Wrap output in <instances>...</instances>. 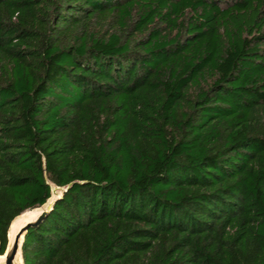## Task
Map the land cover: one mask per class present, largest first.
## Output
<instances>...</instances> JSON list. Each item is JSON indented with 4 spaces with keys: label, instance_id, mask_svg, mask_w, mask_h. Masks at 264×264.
I'll use <instances>...</instances> for the list:
<instances>
[{
    "label": "trees",
    "instance_id": "16d2710c",
    "mask_svg": "<svg viewBox=\"0 0 264 264\" xmlns=\"http://www.w3.org/2000/svg\"><path fill=\"white\" fill-rule=\"evenodd\" d=\"M26 264H264V0H0V247Z\"/></svg>",
    "mask_w": 264,
    "mask_h": 264
},
{
    "label": "water",
    "instance_id": "95a60500",
    "mask_svg": "<svg viewBox=\"0 0 264 264\" xmlns=\"http://www.w3.org/2000/svg\"><path fill=\"white\" fill-rule=\"evenodd\" d=\"M66 189L52 184L53 196L45 204L33 208L37 211L30 209L32 210L30 214L25 215L24 212L12 220L8 230V244L4 253H1L0 247V264H26L23 247L29 229L39 225Z\"/></svg>",
    "mask_w": 264,
    "mask_h": 264
},
{
    "label": "rangeland",
    "instance_id": "374dc122",
    "mask_svg": "<svg viewBox=\"0 0 264 264\" xmlns=\"http://www.w3.org/2000/svg\"><path fill=\"white\" fill-rule=\"evenodd\" d=\"M32 210H33V211H37V210H34V209H32ZM32 210H28V211H26V212H25V215H26V214H27V215L30 214V212H31Z\"/></svg>",
    "mask_w": 264,
    "mask_h": 264
}]
</instances>
